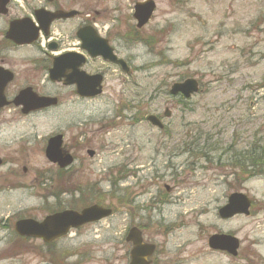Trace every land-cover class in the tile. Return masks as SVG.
Here are the masks:
<instances>
[{"label":"rangeland","instance_id":"374dc122","mask_svg":"<svg viewBox=\"0 0 264 264\" xmlns=\"http://www.w3.org/2000/svg\"><path fill=\"white\" fill-rule=\"evenodd\" d=\"M133 1L103 2L126 12ZM156 2L152 25L165 28L158 44L165 64L137 76L152 93L143 113L169 106L173 137L151 132L144 122L133 126L134 120L118 116L120 105L107 97L56 111L58 129L69 130L67 142L73 133L88 130L77 137L83 144L78 154L85 164L88 200L114 210L112 217L56 243L57 263L38 243L22 247L8 227L13 215L30 212L41 219L59 206L55 197L37 194L66 188L64 181L31 183L37 176L56 177L44 154V140L56 129L49 115L34 122L33 133L24 126L19 134L0 126V156L17 164L0 167V264H128L131 244L125 238L133 226L142 229L146 242L156 244L153 264H264V176L246 179L232 167L240 151L264 149V0ZM159 58L153 53L146 59ZM189 77L200 82L198 94L183 104L166 95L172 83ZM72 121L73 131L67 127ZM112 121L116 124L108 126ZM204 142L214 146L208 150L212 161L185 150ZM164 143L184 146L185 152L169 162ZM87 149L95 155H87ZM136 168L139 180L130 175ZM119 169L129 176L119 181ZM17 183L25 185L11 186ZM235 191L252 199L251 213L222 220L218 209ZM59 198L71 200L69 194ZM216 233L238 238V256L210 249L208 239Z\"/></svg>","mask_w":264,"mask_h":264},{"label":"flooded vegetation","instance_id":"af4514ba","mask_svg":"<svg viewBox=\"0 0 264 264\" xmlns=\"http://www.w3.org/2000/svg\"><path fill=\"white\" fill-rule=\"evenodd\" d=\"M103 1L0 0V126L5 125L17 134L24 132L21 130L24 126L32 128L28 133H33L37 132L34 130L37 127L34 122L49 115L56 130L44 140V154L48 140L61 135L62 138L57 140L58 147L64 158L72 160L66 168H60L57 163L48 160L54 167L56 177L37 176L31 180V183H43V186L46 182L53 185L54 180L66 183V188L58 187L53 194L46 190L37 194L44 195L45 198L53 196L59 205L41 219L35 218L39 221L64 209L80 211L91 204L106 206L98 199L97 202H89L88 184L83 179L85 164L78 154L79 147L83 144L78 142L77 137L83 138L88 130L81 129L78 135L73 133V137L67 142L66 132L69 130L58 129L56 123L55 114L59 108H71L107 97L108 101L120 105L119 111H116L118 116L126 118V114L129 119L134 120L133 126L144 122L151 132L157 131L164 137L174 135L170 123L173 114L169 106L143 113L149 108L147 105L152 100V93L148 92V83L140 81L137 76L165 64V57L158 45L165 34V28L153 27L154 17L146 24L139 25L134 16V6L149 0H134L130 11L127 9L126 12ZM152 1L157 7L156 0ZM153 53L160 57L159 60L147 61L146 58L153 56ZM166 95L169 96V89ZM41 98H48L50 101L42 104ZM170 98L178 104L184 103L182 96ZM149 116L156 117L157 126L148 121ZM111 123L116 124L112 121L107 125L110 126ZM73 125L72 121L70 127H67L73 131ZM165 143L161 148L169 150V162L170 158L172 161L179 156L178 153L183 154L185 150L191 149L185 147L184 150V146L179 145L167 147ZM89 150H86L87 155ZM204 157L212 161L210 156ZM7 162L12 166L17 165L15 161L0 156V167ZM171 164L169 169L174 170L176 167L172 162ZM23 170L27 172L26 167ZM13 173L16 171L10 174ZM130 175L139 180L140 169H134ZM128 176L129 172L119 169V181ZM5 180L11 181V178ZM24 185L11 184L15 189ZM166 189L171 191L172 188L166 186ZM61 194H69L71 200L60 201ZM12 218H15L11 221L14 222L17 219L34 218V215L28 212L21 216L13 215ZM22 240L24 244L38 243V248H44L51 261L55 245L60 239L46 242L41 238L25 237Z\"/></svg>","mask_w":264,"mask_h":264},{"label":"water","instance_id":"95a60500","mask_svg":"<svg viewBox=\"0 0 264 264\" xmlns=\"http://www.w3.org/2000/svg\"><path fill=\"white\" fill-rule=\"evenodd\" d=\"M135 17L139 20V25L145 24L152 16L154 4L152 2L139 3L135 7ZM199 91L198 81L192 78L186 79L183 82H177L171 87V94L176 95L179 92L185 97H190L191 94ZM149 120L154 122V117H149ZM53 140V139H52ZM54 143V142H52ZM55 144H50L47 149V156L56 160ZM251 200L243 193H233L228 203L222 207L219 214L222 218H230L236 214H249ZM112 211L108 208H103L97 205L84 209L81 214L73 211H65L53 216H49L42 223L33 220H22L17 223L16 228L20 234H26L36 237H44L46 240L58 237L67 232L71 226H79L85 222H92L111 215ZM134 244L131 251L130 264H149L146 260L154 249V245L143 243L142 232L133 227L126 238ZM209 245L214 249L226 250L232 255H237L239 247L238 240L230 235H213L209 239Z\"/></svg>","mask_w":264,"mask_h":264},{"label":"trees","instance_id":"16d2710c","mask_svg":"<svg viewBox=\"0 0 264 264\" xmlns=\"http://www.w3.org/2000/svg\"><path fill=\"white\" fill-rule=\"evenodd\" d=\"M232 167L238 169L241 176L246 178L264 174V149L252 147L246 151H240L238 157L234 156ZM238 173L237 176L240 174ZM236 176V177H237Z\"/></svg>","mask_w":264,"mask_h":264}]
</instances>
